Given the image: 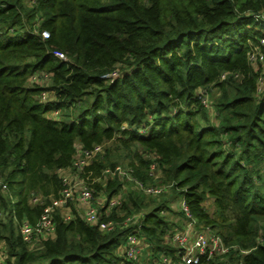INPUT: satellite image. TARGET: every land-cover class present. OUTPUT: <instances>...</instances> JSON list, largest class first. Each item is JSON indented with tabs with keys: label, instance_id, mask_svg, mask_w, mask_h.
I'll use <instances>...</instances> for the list:
<instances>
[{
	"label": "trees",
	"instance_id": "1",
	"mask_svg": "<svg viewBox=\"0 0 264 264\" xmlns=\"http://www.w3.org/2000/svg\"><path fill=\"white\" fill-rule=\"evenodd\" d=\"M262 11L264 0H0L6 263L134 264L121 246L133 225L102 231L77 204L69 220L54 212V235L32 247L21 236L22 221L36 223L58 195L60 170L71 167L81 143L104 145L105 154L88 167L95 175L125 155L139 179L169 185V192L151 195L131 182L141 192L124 193L122 210L144 213L142 232L154 249L174 252L165 236L180 227L172 207L180 196L199 224L248 250L197 264H264V58H249L255 49L264 57V27L255 17ZM40 71L49 74V86L30 85ZM113 71L118 75L103 76ZM43 91L54 98L43 101ZM208 94L210 107L203 103ZM208 108H215L216 122ZM153 162L159 177L149 171ZM126 182L109 180L108 195ZM36 195L41 199L33 202ZM116 210L109 217L122 218Z\"/></svg>",
	"mask_w": 264,
	"mask_h": 264
},
{
	"label": "built area",
	"instance_id": "2",
	"mask_svg": "<svg viewBox=\"0 0 264 264\" xmlns=\"http://www.w3.org/2000/svg\"><path fill=\"white\" fill-rule=\"evenodd\" d=\"M255 17L264 27V11L256 14ZM41 34L46 38L49 32L42 30ZM260 44L264 45V34L260 37ZM53 54L60 59H65L63 52L60 50H54ZM258 57L261 60L264 58L263 54L257 49L249 54L252 61L259 59ZM40 74L46 75L49 79L48 73L42 72ZM117 75L118 72L113 71L103 76L115 77ZM31 77L33 83H40V80H42V78H37L41 77L37 75V72ZM222 77H225V73L222 74ZM45 95L46 91H43L41 94L42 100L45 99ZM203 103L210 107L206 97L203 98ZM58 114L59 110H56L53 117L58 118ZM104 154L103 144H96L90 148L84 147L81 143L76 144L71 167L60 170L62 186L58 195L50 196V203L43 208V212L36 223L33 224L24 220L20 224L21 236L30 247L54 235L56 231L55 211L60 210L63 218L69 220L74 215L72 205L82 204L86 206L82 211L83 218L90 224L97 225L102 231L110 232L133 225L131 229L122 235L121 246L124 256L134 264H197L203 258L221 257L225 259V255L231 250H238L240 255L248 252V250L239 248L237 245L226 244L221 235L210 227L199 224L184 198H182L180 206L183 211V217L180 218V227L169 231L165 236V242L174 248V252L154 249L142 232L143 212L129 214L122 212L120 216L123 217L120 219L109 217L114 208L117 210L122 209L123 196L121 192L109 196L105 188L109 176L112 179L118 178L133 182L138 189L151 195L168 192L169 185L145 183L134 175V167L131 165L109 166L104 168L99 175H95L93 170L88 169V167L93 164L95 159L102 157ZM149 171L156 176L158 173L156 163L150 164ZM6 187L7 185L4 184L3 188ZM40 199L39 196H34L32 201L38 202ZM161 212L166 213L165 210H161ZM4 253L0 250V264H7ZM228 264H243V259H239L234 263L228 261Z\"/></svg>",
	"mask_w": 264,
	"mask_h": 264
},
{
	"label": "rangeland",
	"instance_id": "3",
	"mask_svg": "<svg viewBox=\"0 0 264 264\" xmlns=\"http://www.w3.org/2000/svg\"><path fill=\"white\" fill-rule=\"evenodd\" d=\"M40 73H42L41 71L40 72H37V75H40L41 77H37V78H42V80H40V83L41 84H43V85H45V87H47V86H49V84H50V81H49V79H47V77H46V75L45 76H43L42 74H40ZM33 78L31 77L30 78V81H29V83H30V85H34L35 83H33V80H32ZM216 89L213 91L214 92V94H213V96L216 94ZM49 92V93H48ZM205 92V90L204 89H201L200 90V93H204ZM207 92V91H206ZM206 96V99L208 100V103L210 104L211 102H210V99H212L213 98V96L211 95V96H209V94L208 95H205ZM45 99H43V101H45V100H49V99H52V98H54V94H53V92L52 91H46V95H45V97H44ZM208 104V105H209ZM205 105V104H204ZM206 106V105H205ZM214 107V106H213ZM57 109H55V110H53L52 111V114L51 115H53V113L56 111ZM207 112L209 113V116H210V119L212 120V121H217V119H216V115H215V108H211V109H207ZM62 113H61V111H60V113L58 114L59 116L61 115ZM61 118V117H60ZM110 144V147H111V145L112 146H114V144L113 143H109ZM108 145V144H107ZM114 157V156H113ZM117 161L118 163L116 164V165H130L129 163V160H127V157H125V155H123V158H121V156H116V157H114L113 158V161ZM135 164H139L138 163V160L137 159H135ZM161 174V171L160 172H158L157 174H156V176L155 177H159L160 176V174ZM109 180H114V179H112V177H108V181ZM125 184V188L122 190H120L119 192H121V194H122V196H123V200L125 199V197L127 196H125L124 195V193H126L127 191L128 192H131V191H134L135 193L137 192H141V191H139L138 189H136V187L131 183V182H126V183H124ZM169 192V191H168ZM36 196H39L40 198H41V196L40 195H36ZM52 196V195H51ZM166 196H168V195H166ZM169 197V196H168ZM170 197H172L171 195H170ZM181 201H182V197H180V196H177L176 198H172V207L174 208L173 210L176 212V213H174V219L175 220H180V216H179V213L177 212L178 211V209H180V206H181ZM204 205H205V207L210 211V212H212L213 210H214V203H213V200L212 199H208L205 203H204ZM74 206V204L72 205V207ZM116 211H118V216H120L121 215V213L122 212H124L122 209H118V210H116ZM0 215H1V211H0ZM1 217V216H0ZM1 248H4V246H3V244L2 243H0V249Z\"/></svg>",
	"mask_w": 264,
	"mask_h": 264
},
{
	"label": "crops",
	"instance_id": "4",
	"mask_svg": "<svg viewBox=\"0 0 264 264\" xmlns=\"http://www.w3.org/2000/svg\"><path fill=\"white\" fill-rule=\"evenodd\" d=\"M77 206H78V208H79L80 210H82V211L86 208V206H84V205H82V204H78Z\"/></svg>",
	"mask_w": 264,
	"mask_h": 264
}]
</instances>
